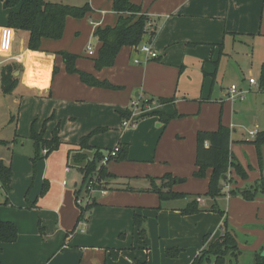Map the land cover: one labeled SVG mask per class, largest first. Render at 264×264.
I'll list each match as a JSON object with an SVG mask.
<instances>
[{"label":"crops","instance_id":"0c3cea01","mask_svg":"<svg viewBox=\"0 0 264 264\" xmlns=\"http://www.w3.org/2000/svg\"><path fill=\"white\" fill-rule=\"evenodd\" d=\"M46 1L88 3L90 11L83 18L67 17L61 39L43 38L39 50L31 51L27 32L6 31L10 10L0 0V162L11 172L9 188L0 187V220L17 228V240L1 246V264H191L204 249L197 243L201 234L210 231L209 246L221 235L224 219L235 236L257 238L243 249H258L264 242V197L247 202L225 195L226 215H212L213 202L204 196L212 170L202 179L193 173L197 132L215 131L221 124L230 130L231 155L247 173L242 180L231 172L233 183L225 189L264 183V146L260 165L247 134L264 132V93L253 91L243 100H230L228 94L243 68L249 73L257 68L260 76L264 0H130L148 18L141 44H149L157 58L122 47L113 66L99 71L93 60L101 44L94 33L116 24L113 0ZM61 52L77 55L76 69L114 88L92 87L78 74H68ZM7 66L17 82L4 95L1 74ZM18 66L23 67L16 72ZM29 68L34 79L46 75L45 85L25 80ZM159 99L171 102L158 104ZM132 101L143 115L151 113L140 117L137 112L134 126L126 129L122 121L130 119ZM160 114L176 117L164 125ZM55 129L58 148L35 159L31 132L50 140ZM89 134L91 150L81 149ZM119 144L126 147V158L106 165L114 178L81 212L79 168L95 151L105 156ZM76 153L85 159L76 160ZM166 174L175 179L172 192L185 198L161 201L147 191L150 178ZM199 196L202 211L182 215L190 198ZM79 216L87 223L84 232L77 228ZM173 248L181 253L170 258L166 251Z\"/></svg>","mask_w":264,"mask_h":264},{"label":"trees","instance_id":"16d2710c","mask_svg":"<svg viewBox=\"0 0 264 264\" xmlns=\"http://www.w3.org/2000/svg\"><path fill=\"white\" fill-rule=\"evenodd\" d=\"M2 2L3 7L10 10L7 16L6 27L15 31L27 32V49L31 51L39 50L40 42L43 38L51 40L61 39L67 17L75 19L83 18L90 11L88 3L76 7L46 0H2ZM113 11L118 15L116 24L113 27L99 28L94 33L95 39L101 44L97 57L93 60L94 68L97 71L112 67L122 47H132L137 51L143 36L147 33L148 18L141 13L140 7L132 4L130 0H113ZM60 55L68 74H78L83 83L92 87L114 88L107 81H97L91 75L76 69L75 61L78 58L77 55L65 52H61ZM16 82V79L12 75V68L10 66L4 67L1 74L2 93L4 95L11 93L16 86ZM257 90L264 93V65L261 67ZM151 101L148 100L147 102L151 103ZM165 102H171V100L159 99L157 101L158 104ZM150 113H147V115ZM147 115L145 113V115L142 114L140 117ZM175 117L176 114H160V119L164 125ZM57 134L58 129H55L52 132V138L45 140L42 134H37L34 131L31 132L30 139L33 141L35 159L41 158V152L43 157H45L58 148L59 140ZM90 136L89 134L81 140V149L91 150L88 145ZM252 144L256 148L261 165V147L264 146V132H258L252 140ZM119 146V152L110 162L121 161L126 158V147L120 144ZM229 146L230 130L221 124H219L215 131H198L196 134L195 165L197 169L193 173V177L202 179L205 177L207 169L212 170L209 177L208 189L204 196L213 201L223 194L222 185L225 186L228 183H233L231 172L242 180L247 178L246 171L240 164L235 162L233 155H231ZM43 150H46V153H43ZM76 154V160L78 158L82 161L85 159L84 155ZM103 157L104 155L100 151H95L92 158L87 159L84 166L79 168V172L82 174V189L76 191L78 196L80 193H86V196H88L86 187L89 181L94 180L96 183L94 190L100 191L106 190L105 181L107 179L114 178V175L107 173L106 166L100 164ZM10 176V168L0 162L1 189L7 190L9 188ZM174 182L175 179L170 174H166L158 179L150 178V186L147 191L156 193L161 201L185 198L186 194L172 192L171 186ZM226 194L229 197L240 196L243 200L250 202L255 200L259 195L264 197V183L262 180H259L248 188L228 189ZM90 200V203L82 207L80 206L81 212L84 213L90 209L93 199L91 198ZM209 210L217 211L215 204ZM201 211L199 203L196 199H193L182 209L181 213L186 216L197 214ZM217 212L221 216H224V212L219 210ZM136 226L140 227L138 221ZM220 228L222 230L221 235L206 249H202L191 264H231V262L237 261L240 251L236 236L227 228L226 219L222 221ZM138 232L139 234H143V228L139 229ZM204 238L206 242V236ZM16 240L17 228L15 225L11 222L0 220V252L3 244L14 243ZM178 252H180L179 248L170 249L166 251V255L173 258L178 255ZM254 264H264V253L262 251L255 255Z\"/></svg>","mask_w":264,"mask_h":264},{"label":"rangeland","instance_id":"374dc122","mask_svg":"<svg viewBox=\"0 0 264 264\" xmlns=\"http://www.w3.org/2000/svg\"><path fill=\"white\" fill-rule=\"evenodd\" d=\"M246 49H247V47H246ZM22 67L23 66H18L16 72L20 71L22 69ZM249 69L250 68H248V67L243 68L242 74L240 75V80L235 82V84H234V86H236L238 91L244 93V98L247 97L251 92L257 91V88H255V87H252L250 89L248 87V84H249V79L255 80L256 83L258 82V78H259L258 77L259 76L258 75V69L255 68L253 70H250V71H252L250 73H249ZM27 72H28L27 76L25 77V80L27 82H29V83H37L39 85H45V83L47 82V78H46L45 74H44L43 77H41V79H34L35 75L32 74V71L30 70V68L28 69ZM238 86H240V87H238ZM252 127H253L252 125H249L248 129H251ZM252 130H254V129L248 130L247 132L252 131ZM78 184H80V179L78 180ZM225 186L222 185V189H223L222 193L223 194L221 196L217 197L215 199V201L211 200V202H213V204H215V206H216L215 208L217 209V211L219 210L221 212H224V215H226L225 212H227V210H226V201L227 200L225 198V195L227 196V194H226L227 190L225 189L226 188ZM246 186L249 187L248 185H246ZM80 197L83 198L84 195L80 194ZM198 198H200V196ZM190 199L193 200V199H196V198L192 197ZM199 208H203L201 203L199 204ZM217 211L214 214H212V215H216V216L220 215L219 212H217ZM204 217H206L207 219H210L209 216H204ZM221 225H222V222H221ZM199 226H201L200 223H199ZM248 226H250V225L248 224L247 227ZM251 227H253V225H251ZM205 228H206V226H205ZM204 232H206V231H204ZM207 232L209 233L210 231L207 230ZM208 233L206 235H204V236H203V233H202L200 238H199V241H197V243H199L200 246L203 245L204 249H206L208 247V243H207ZM239 233L240 232L236 233V239H237L238 249L240 251V256H239V258L237 259L236 262H231V264H254L255 255L260 253L261 251L264 253V242L261 243V246L258 249H255V250H247V248L243 249V246H253L255 244V242L257 241V238L255 236L249 235V233H247L246 235L244 233H242V232H241L242 234L241 233L239 234ZM205 236H206V239H207L206 242H205V238H204ZM201 242H202V245H201ZM190 248H193V247H191V246L188 247V249H190ZM179 249H181V248H179ZM179 253H181V252H178V255H179Z\"/></svg>","mask_w":264,"mask_h":264},{"label":"built area","instance_id":"2783aa9c","mask_svg":"<svg viewBox=\"0 0 264 264\" xmlns=\"http://www.w3.org/2000/svg\"><path fill=\"white\" fill-rule=\"evenodd\" d=\"M137 51L144 54L147 59H155L157 58V54L151 50V47L149 46V44H140L137 48ZM88 54L89 55H92V50L90 47H88ZM135 63H138L137 61H135ZM249 84L255 88H257V83L255 82V80L253 79H249ZM228 94H229V99L230 100H235V99H238V100H243L244 99V93L240 92L237 90L236 86L234 85H231L228 89ZM131 108H132V111H131V116H130V119H127V120H123L122 121V127L123 128H131L134 126L135 122H134V118L135 116H138L137 115V112L138 114H142L144 113V111L141 110V108H139V104L136 102V101H132L131 103ZM258 131L256 129L252 130V131H249L248 132V138L249 139H254L255 136L257 135ZM119 149H120V146L119 145H116L115 147L112 148V150L110 151V153H108L107 155H105L100 164L103 165V166H106L110 160L112 158H115L117 153L119 152ZM43 153H46V150H43ZM95 181L94 180H91L89 181L86 189L88 190V196H86V193L82 194L84 195L83 198L79 197L76 199L77 201V205L79 206H83V205H86L87 203H90L91 202V198H92V194L94 192H97L94 190V187H95ZM102 191V190H100ZM99 192V191H98ZM196 201L198 203L202 202L201 199L197 198ZM86 220L85 218L81 217V219H79L78 221V230H80V232H84L85 229H86Z\"/></svg>","mask_w":264,"mask_h":264},{"label":"clouds","instance_id":"9594fccd","mask_svg":"<svg viewBox=\"0 0 264 264\" xmlns=\"http://www.w3.org/2000/svg\"><path fill=\"white\" fill-rule=\"evenodd\" d=\"M6 31H8V32H12L13 30H12V29H7Z\"/></svg>","mask_w":264,"mask_h":264},{"label":"water","instance_id":"95a60500","mask_svg":"<svg viewBox=\"0 0 264 264\" xmlns=\"http://www.w3.org/2000/svg\"><path fill=\"white\" fill-rule=\"evenodd\" d=\"M177 181H178V182H182V180H181V179H178Z\"/></svg>","mask_w":264,"mask_h":264}]
</instances>
